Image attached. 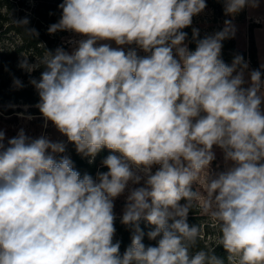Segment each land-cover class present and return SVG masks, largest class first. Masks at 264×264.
<instances>
[{
    "label": "clouds",
    "instance_id": "clouds-1",
    "mask_svg": "<svg viewBox=\"0 0 264 264\" xmlns=\"http://www.w3.org/2000/svg\"><path fill=\"white\" fill-rule=\"evenodd\" d=\"M223 2L225 15H235L260 0ZM59 8L48 33L84 38L71 53L58 47L18 66L45 67L30 80L45 126L51 121L83 156L94 159L105 147L120 155L102 161L108 171L97 179L81 178L69 157H54L63 143L21 129L5 146L0 131V264H225L213 251H192L202 231L187 223L193 201L219 228L229 262L264 264V80L252 70L244 87L243 56L231 65L221 59L222 41L235 35L231 20L189 51L181 30L205 0H63ZM13 85L23 87L19 79ZM213 146L233 166L209 181ZM153 165L160 166L154 174ZM202 173L205 195L191 188ZM144 177L146 186L127 196L121 223L134 234L121 256L113 200ZM141 218L155 226L150 240L161 236L157 246L142 243Z\"/></svg>",
    "mask_w": 264,
    "mask_h": 264
},
{
    "label": "rangeland",
    "instance_id": "rangeland-1",
    "mask_svg": "<svg viewBox=\"0 0 264 264\" xmlns=\"http://www.w3.org/2000/svg\"><path fill=\"white\" fill-rule=\"evenodd\" d=\"M36 0H0V50H13L15 48H20L18 52V65L21 60L24 59V56H27L29 64L37 63V58H40L42 54L38 53V50L35 48H31L25 46L24 40L21 35L14 30H7V25L20 18L25 16H32L33 10L36 7ZM225 20H231L232 24L235 26V39L236 46L239 49H247L249 46V36H250V26L254 27V36L257 39L258 46V60L260 66L264 64V0H260L259 7L251 8L245 7L239 13L235 15H220L217 12L207 7L201 13L193 16L192 23L205 34L214 35L216 32L223 30L225 27ZM255 23L259 24L256 27ZM54 34L61 35V39L64 45V50L71 53L73 48L75 47V42L84 38L78 34L69 31H57ZM108 43L113 48H123L125 52H127L130 48H135L137 55L140 57H144L150 55V53H145L139 47L132 45H116L115 41H98V44ZM184 45L187 46L189 51H193L190 49V44L188 41V36H186ZM175 55V49H173ZM178 59V57H177ZM248 63V69L244 73L245 84L244 87H248L250 85V75L249 73L252 70H255L250 67ZM23 73H26L25 76L15 77L14 79H19L22 84H30V80L36 78L35 70L31 73H28L24 69L21 68ZM236 73H233L235 75ZM13 79V80H14ZM261 79L264 80V76L261 75ZM0 81H2L0 79ZM13 85V81H12ZM38 103H26L24 101H20L18 103H13L8 100H0V131L5 133L4 144L7 146L8 139H11L17 136L18 132L23 129L25 134L30 138H38L40 136L47 137L52 142H60L65 146V151L63 153H55L54 157L59 160L63 156H67L72 159L71 150L75 146L74 143L69 142L67 136L60 133L57 128L52 124L51 121H48L45 126V119L40 113L39 109L36 107ZM261 110L264 112V101L261 104ZM32 116L33 119L29 120L25 117ZM51 151V150H49ZM213 151L215 153V159L210 163L208 168V179L209 181L215 176L223 171H226L228 168L233 166L232 161H225L224 152L218 146H213ZM80 154V153H79ZM83 156L82 154H80ZM116 155H120L116 152ZM88 161L93 160L91 157L83 156ZM159 165H153L151 169V173L154 174L158 169ZM205 174H201V179L193 182L191 188L194 191H199L201 195H205L204 185L202 183ZM97 179V176L93 178ZM146 177L142 178L138 184H133L129 182L125 191L118 197L113 200V213L115 216L114 227L120 219L125 211V207L127 204V196L130 193V190L134 188L144 187ZM151 200L149 199V203ZM181 205L187 203L185 201L178 202ZM194 211H197L198 215H200L199 223L201 225L202 231L201 235H205V239L207 243L210 245L212 243L219 242V237L221 235L220 230L217 226H214L213 221L209 216L205 215L198 202L193 201ZM145 220V219H144ZM206 233V234H205ZM117 231L114 236H117ZM161 236H158L156 240H159ZM232 264V262H230Z\"/></svg>",
    "mask_w": 264,
    "mask_h": 264
},
{
    "label": "trees",
    "instance_id": "trees-1",
    "mask_svg": "<svg viewBox=\"0 0 264 264\" xmlns=\"http://www.w3.org/2000/svg\"><path fill=\"white\" fill-rule=\"evenodd\" d=\"M37 4L33 10V15L28 17H20L7 25V30H14L18 32L24 40L25 46L35 48L38 50V53L42 54V52L46 50H50L53 53L58 47H62L64 49V45L61 39V35L59 34H49L48 28L50 25L57 23L60 19L62 10L59 8V5L63 3V0H36ZM206 8L210 7L214 9L217 14L223 15L224 12V2L223 0H205ZM24 18H27L29 23L20 27L15 23L16 21H21ZM259 25L255 23V27ZM27 29H35L38 32V36L30 35L26 30ZM193 29L198 30V36L193 38ZM250 36H249V46L247 49H239L236 46V39L234 36L231 38L225 39L222 41V50H221V59L228 65L232 64L234 57L239 54L242 55L244 60L247 63H250V67L255 70H260L261 75L264 76V68H261L258 60V47L256 44L255 36H254V27L250 26ZM181 31L187 33L188 41L190 44V49L195 51L196 49V41L199 39H203L205 36H208L203 31L198 29L193 23L182 29ZM40 45H43L40 46ZM135 46V44H132ZM20 48H15L13 50H0V100H8L13 103H18L20 101H24L26 103H39L40 97L38 92L34 88L33 85L30 84H22L23 87L16 88L12 85V81L15 77L25 76L26 73H23L21 68L18 66L17 57ZM45 70V67L41 65L39 68L35 69V74L37 80L40 79L41 73ZM72 153V163L74 170L80 173L81 178L85 174L92 176L95 178L98 172H106L108 171L107 167L102 164V161L108 155H116V152L107 149L106 147L99 151L95 158L90 163L87 159L81 156L74 146L71 150ZM194 191V189H192ZM187 200L182 198L179 202ZM193 209H190L187 217V223L189 226H200L199 219L200 215L196 213ZM171 223V221H169ZM141 231L144 233L142 243L148 246H157L158 240H150L147 236L149 231H153L155 229L154 225L149 224L143 218L138 222ZM115 229L118 233L117 236H114L113 243L119 241L120 242V255L123 256L126 249L131 245L132 236L134 234V229L130 226L124 225L118 222L115 226ZM206 234V233H205ZM162 235V234H161ZM205 235H201L198 239L196 246L192 249L193 252L203 249L208 251L210 254L213 251L214 254L225 261V264H230L228 261V253L223 248L222 245H219V242L208 244L207 240L204 238Z\"/></svg>",
    "mask_w": 264,
    "mask_h": 264
},
{
    "label": "crops",
    "instance_id": "crops-1",
    "mask_svg": "<svg viewBox=\"0 0 264 264\" xmlns=\"http://www.w3.org/2000/svg\"><path fill=\"white\" fill-rule=\"evenodd\" d=\"M255 40H256V44H258V42H257V39L255 38ZM258 47V46H257Z\"/></svg>",
    "mask_w": 264,
    "mask_h": 264
}]
</instances>
